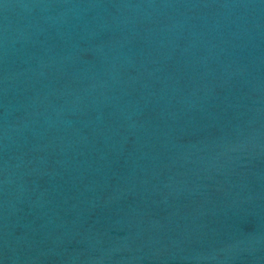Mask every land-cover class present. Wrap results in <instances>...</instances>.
<instances>
[{
  "label": "water",
  "instance_id": "95a60500",
  "mask_svg": "<svg viewBox=\"0 0 264 264\" xmlns=\"http://www.w3.org/2000/svg\"><path fill=\"white\" fill-rule=\"evenodd\" d=\"M0 264H264V0H0Z\"/></svg>",
  "mask_w": 264,
  "mask_h": 264
}]
</instances>
